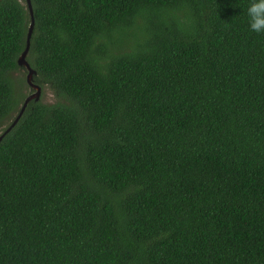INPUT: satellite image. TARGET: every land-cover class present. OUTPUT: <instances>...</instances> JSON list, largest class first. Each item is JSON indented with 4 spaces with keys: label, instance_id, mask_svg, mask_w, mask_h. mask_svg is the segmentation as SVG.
I'll use <instances>...</instances> for the list:
<instances>
[{
    "label": "trees",
    "instance_id": "trees-1",
    "mask_svg": "<svg viewBox=\"0 0 264 264\" xmlns=\"http://www.w3.org/2000/svg\"><path fill=\"white\" fill-rule=\"evenodd\" d=\"M31 1L33 83L63 101H32L0 143V264H264L249 0ZM30 25L0 0V136Z\"/></svg>",
    "mask_w": 264,
    "mask_h": 264
},
{
    "label": "water",
    "instance_id": "water-1",
    "mask_svg": "<svg viewBox=\"0 0 264 264\" xmlns=\"http://www.w3.org/2000/svg\"><path fill=\"white\" fill-rule=\"evenodd\" d=\"M26 2H27V8H28V10L30 12L31 25H30V28H29L28 36H27V47H26V50L24 51L23 55L18 60V65H19L20 68H25L27 70V72H28V79H27L28 83H29L30 87L35 89L37 92H36L35 96H31V97L27 98V100L24 103V106H23L20 114L16 118L15 122L11 125V127L8 128V130L2 136H0V143L3 140V138L9 132H11V130L19 123V121L22 118V116L24 115L29 103L34 101V100L38 101L39 98H40V94H41V88L33 83V77H34V75H36V72L34 71V69H32V67L30 66V64L27 61V56H28V53H29V50H30V42H31V38H32V35H33V31H34V26H35V20H34V15H33L32 1L31 0H26Z\"/></svg>",
    "mask_w": 264,
    "mask_h": 264
},
{
    "label": "rangeland",
    "instance_id": "rangeland-1",
    "mask_svg": "<svg viewBox=\"0 0 264 264\" xmlns=\"http://www.w3.org/2000/svg\"><path fill=\"white\" fill-rule=\"evenodd\" d=\"M144 33H139L138 34V37H141ZM14 76L19 79V80H23V81H27L28 79V72L25 68H20L19 71H17ZM25 84L23 85L22 82H19L16 87H15V92H16V95L18 96V98H22L23 96L24 97H31V96H35L36 95V90L31 88V87H27L26 86V89H25ZM23 97V98H24ZM40 98H41V101L45 104H55L57 103L58 101H63L62 100V97H57L55 95V93L48 89L47 87L43 88L42 90V93L40 94ZM15 122V121H14ZM13 122V123H14Z\"/></svg>",
    "mask_w": 264,
    "mask_h": 264
},
{
    "label": "clouds",
    "instance_id": "clouds-1",
    "mask_svg": "<svg viewBox=\"0 0 264 264\" xmlns=\"http://www.w3.org/2000/svg\"><path fill=\"white\" fill-rule=\"evenodd\" d=\"M246 13L249 30L264 34V0H249Z\"/></svg>",
    "mask_w": 264,
    "mask_h": 264
},
{
    "label": "bare ground",
    "instance_id": "bare-ground-1",
    "mask_svg": "<svg viewBox=\"0 0 264 264\" xmlns=\"http://www.w3.org/2000/svg\"><path fill=\"white\" fill-rule=\"evenodd\" d=\"M30 44H31V42H30ZM29 51H30V50H29ZM30 103H31V102H30ZM30 103H29V104H30Z\"/></svg>",
    "mask_w": 264,
    "mask_h": 264
}]
</instances>
